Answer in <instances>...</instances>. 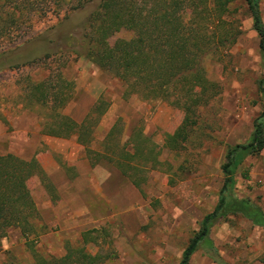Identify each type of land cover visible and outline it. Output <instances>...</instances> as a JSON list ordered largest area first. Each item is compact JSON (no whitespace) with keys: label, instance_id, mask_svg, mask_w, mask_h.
I'll use <instances>...</instances> for the list:
<instances>
[{"label":"rangeland","instance_id":"374dc122","mask_svg":"<svg viewBox=\"0 0 264 264\" xmlns=\"http://www.w3.org/2000/svg\"><path fill=\"white\" fill-rule=\"evenodd\" d=\"M62 2L45 15L29 13L24 25L12 26L16 39L0 36V53L19 46L18 51L6 56L0 70V153L10 152L25 159L41 153L38 144L45 110L27 95L34 82L43 79L58 82L56 76L61 73L74 88L71 97L65 95L58 102L65 114L82 119L98 99L111 102L99 125L98 143L94 147L105 150L102 139L117 122L114 139L121 138L125 143L133 130L139 128L159 145L160 158L165 162L159 170H144L148 178L141 190L120 172L111 173L112 165L94 166L99 170L93 176L96 184L103 188V181L108 178V182L117 183L123 190L119 194L114 188L109 192L105 209L100 207L101 199L93 200L96 221H80L81 225L64 223L67 227L54 221L48 224L50 232L42 239L21 238L19 230H13L7 236L10 243H15L13 249H6L0 241V264H35L33 249L41 256L60 257L70 247H84L90 254L107 256L102 264H180L204 216L218 203L228 146L248 142L255 118L264 111V95L259 89L264 81V59L253 20L243 0L230 3L232 10L239 9L243 35L222 59L208 57V77L218 84V91L200 106L198 124L189 127L188 139L172 150L164 143L167 136L182 125L183 110L162 100L125 99L123 85L117 77L74 53L72 48L51 51L53 55L46 56L50 48H56L44 36L47 31L65 22L75 29L77 37L75 26L83 27L86 21L88 10L75 14L71 1ZM262 6L264 8V0ZM131 36L130 31L121 30L108 42L113 44ZM81 37L75 41L79 43ZM28 55L30 60L36 59V64L8 67L13 59L23 62ZM120 129L123 131L119 135ZM56 157L60 167L53 179L69 187L72 183L64 179L68 162L62 154ZM136 163L141 165V162ZM49 180L55 188L46 187L38 176L28 182L40 206H45L53 197L57 199L55 182L51 177ZM235 193L240 198L250 199L264 211V149L258 155L248 156L238 168ZM84 201L90 203L89 200L80 202ZM85 230L86 240L80 238ZM210 238L214 247L202 243L190 264H264V227L241 214L217 220Z\"/></svg>","mask_w":264,"mask_h":264},{"label":"trees","instance_id":"16d2710c","mask_svg":"<svg viewBox=\"0 0 264 264\" xmlns=\"http://www.w3.org/2000/svg\"><path fill=\"white\" fill-rule=\"evenodd\" d=\"M69 1L75 14L88 10L84 26H75L77 35L82 36L81 40L77 43L75 39L79 36H74V28L63 22L44 34L48 43L56 46L50 48L46 56H52L51 51L55 53L72 48L74 53L88 58L117 77L123 85L125 99L162 100L183 110L185 117L182 125L169 134L164 143L172 150L180 147L182 141L188 139L189 127L198 124L200 106L218 91V84L208 77V57L222 59L243 35L239 9L230 8L233 0H215L214 3L211 0ZM243 1L253 20V28L260 37L264 59L262 0ZM62 3V0H0V36L16 39L17 33L13 35L11 27L24 25L27 14L45 15ZM121 30L130 31L131 38H122L110 44L108 40ZM18 48L15 46L0 53V70L5 65L6 56ZM29 57L25 56L23 62L13 59L8 67L36 64V59L30 60ZM56 77L58 82L48 79L34 82L27 95L45 110V114L41 113L44 133L64 138L77 136L93 166L105 160L141 190L148 178L143 174L144 170H159L165 162L160 158L162 151L159 145L139 128L133 130L125 143L121 138L114 139L118 130L116 122L102 139L105 150L97 149L94 146L98 143V127L110 102L105 98L98 99L85 119L77 122L61 111L62 107L58 104L65 95L72 96V83L65 80L61 73ZM263 84L264 81H261L259 89L264 95ZM122 131L119 130V135ZM129 146L132 149H128ZM263 149L264 111L255 118L248 142L228 146L222 165L224 181L218 203L212 212L204 216L199 231L185 248L180 264H190L192 256L204 242L213 248L211 230L217 220L230 214H241L255 225L264 227L262 208L235 193L238 168L248 156L258 155ZM35 176L41 177L46 187L51 185L37 158L24 159L12 153L0 155V241L12 229H19L25 239L30 236L38 238L46 231L47 225L28 184ZM86 234H83L84 240L87 239ZM33 253L35 264H102L107 257L90 254L84 247H70L60 257L41 256L34 249Z\"/></svg>","mask_w":264,"mask_h":264},{"label":"crops","instance_id":"0c3cea01","mask_svg":"<svg viewBox=\"0 0 264 264\" xmlns=\"http://www.w3.org/2000/svg\"><path fill=\"white\" fill-rule=\"evenodd\" d=\"M262 11H263V19H264L263 6H262ZM96 102L93 104V106L96 104ZM110 106H111V102L109 108ZM91 108L89 109V111L91 110ZM86 116H84L82 119H79L75 116L74 117L71 116V117H73L77 122H82ZM40 134H41V142H39L38 145L42 148V151H40L41 153L37 154L35 158L38 159V161L40 162V164L42 165L43 169L46 171L48 176L51 177L52 180H54L53 179L54 173L56 169L60 167L56 156L62 154L64 156V159L66 160V163L68 162V164L66 165L68 166L66 167L68 171L64 172V179L68 180V182L70 181L69 183L72 184L69 187L67 185L65 187V186H61L60 183H57L54 180L58 194L56 201L55 199H53L54 198L53 197L50 201L46 202L45 206H40L37 203V207L40 211L43 222L47 225V229L38 238H35L34 236H30L33 239H42L43 237H45L46 236L45 234L50 232L48 224L54 221H58L61 225L63 224L64 227L68 226L65 225L64 223L68 224L69 222L72 223L73 225H81L80 221H85V222L96 221L97 218L95 217L96 211L94 210L93 200L95 198H98L99 200L101 199L102 203L100 202V207L105 209L107 207L105 201L107 195H109V192L114 188L116 189L115 193L119 194L120 190H122L119 188L117 183H113L111 181L108 182L107 181L109 180L108 178H106L107 180L105 179L103 181L104 182L103 188L100 185L96 184L97 182L93 180V176L99 170H97V168H95L94 166L101 165L103 163L104 164L108 163L110 165L112 164L105 160H102L93 166L88 157L85 147L78 142L77 136L74 135L69 138H64L57 135L44 133L42 123L40 128ZM84 153H86L87 157ZM5 154L8 153H0V155H5ZM110 167H112L109 169L111 173H115V172L117 173V171L120 172L115 166L113 167L112 165ZM113 170L116 171L113 172ZM50 186L49 187L51 189L55 188L53 184H51ZM82 200H89L90 203H88L87 201H84L83 203L80 202ZM13 230H19V229H12L9 232ZM86 231L87 230L81 233L80 238L83 239V233ZM7 236L1 240V242L3 243V247H5L6 249L7 248L13 249L15 243L14 242L10 243ZM20 237L24 238L21 232H20Z\"/></svg>","mask_w":264,"mask_h":264}]
</instances>
